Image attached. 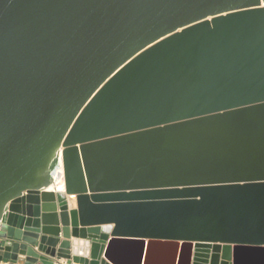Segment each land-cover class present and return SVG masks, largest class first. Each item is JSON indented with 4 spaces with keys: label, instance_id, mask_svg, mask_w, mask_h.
I'll return each instance as SVG.
<instances>
[{
    "label": "water",
    "instance_id": "obj_1",
    "mask_svg": "<svg viewBox=\"0 0 264 264\" xmlns=\"http://www.w3.org/2000/svg\"><path fill=\"white\" fill-rule=\"evenodd\" d=\"M4 261L264 264V0H0Z\"/></svg>",
    "mask_w": 264,
    "mask_h": 264
},
{
    "label": "crops",
    "instance_id": "obj_2",
    "mask_svg": "<svg viewBox=\"0 0 264 264\" xmlns=\"http://www.w3.org/2000/svg\"><path fill=\"white\" fill-rule=\"evenodd\" d=\"M76 205H72V203L70 202V210L75 209ZM165 260H168L167 257H164ZM5 263H7L8 261H4Z\"/></svg>",
    "mask_w": 264,
    "mask_h": 264
},
{
    "label": "bare ground",
    "instance_id": "obj_3",
    "mask_svg": "<svg viewBox=\"0 0 264 264\" xmlns=\"http://www.w3.org/2000/svg\"><path fill=\"white\" fill-rule=\"evenodd\" d=\"M71 203H72V205H76L75 200H72Z\"/></svg>",
    "mask_w": 264,
    "mask_h": 264
},
{
    "label": "built area",
    "instance_id": "obj_4",
    "mask_svg": "<svg viewBox=\"0 0 264 264\" xmlns=\"http://www.w3.org/2000/svg\"><path fill=\"white\" fill-rule=\"evenodd\" d=\"M0 264H10L9 262L5 263V262H0Z\"/></svg>",
    "mask_w": 264,
    "mask_h": 264
}]
</instances>
